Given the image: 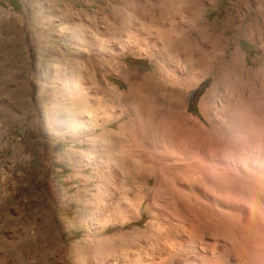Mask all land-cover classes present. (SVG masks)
I'll return each instance as SVG.
<instances>
[{"label":"rangeland","instance_id":"rangeland-1","mask_svg":"<svg viewBox=\"0 0 264 264\" xmlns=\"http://www.w3.org/2000/svg\"><path fill=\"white\" fill-rule=\"evenodd\" d=\"M214 50L225 53L215 72L197 69L180 92L176 78L191 73L199 52L212 57ZM233 51L241 56L235 69ZM261 72L264 0H0V264H113L121 251L130 262L158 263L167 255L157 254V245L181 242L176 231L189 230L196 244L212 236L208 226L220 230L213 264H259L263 225L206 207L201 191L212 188L207 158L264 148ZM181 247L169 252V264H180L188 249Z\"/></svg>","mask_w":264,"mask_h":264},{"label":"bare ground","instance_id":"bare-ground-1","mask_svg":"<svg viewBox=\"0 0 264 264\" xmlns=\"http://www.w3.org/2000/svg\"><path fill=\"white\" fill-rule=\"evenodd\" d=\"M164 1V0H163ZM132 3V2H131ZM127 5H128V3H127ZM133 6H135L134 4H132ZM131 6V5H130ZM132 6V7H133ZM152 6V5H151ZM131 7V8H132ZM124 8V7H123ZM122 8V9H123ZM127 8V7H126ZM136 8V7H135ZM134 8V9H135ZM129 9V8H128ZM118 10V9H117ZM127 10V9H126ZM150 10V9H149ZM178 10V9H177ZM133 11V10H132ZM137 11H139L138 9H137ZM136 11V12H137ZM155 11V10H154ZM180 11V10H179ZM184 11V10H183ZM128 12H130L129 10H128ZM140 12V11H139ZM175 12H176V10L174 11V14H175ZM120 13V12H119ZM138 13V12H137ZM160 13V12H159ZM162 13V12H161ZM164 13V12H163ZM172 13V12H171ZM178 13V12H177ZM180 14H181V12H179ZM179 13H178V15H179ZM156 14V13H155ZM155 14L153 15V16H155ZM158 14V13H157ZM170 13H168L167 15H169ZM116 15V14H115ZM124 15V14H123ZM140 15V14H139ZM141 15H142V13H141ZM162 15V14H161ZM166 14L164 15V16H167ZM143 16V15H142ZM141 16V17H142ZM151 16V15H150ZM159 16V15H158ZM163 15L161 16V18L159 19V18H157V19H159V22L160 21H162L163 19H165L166 17H164ZM172 16V15H171ZM175 15H173V17H174ZM118 17V16H117ZM126 17L128 18V16L126 15ZM130 17V16H129ZM140 17V16H139ZM156 17V16H155ZM160 17V16H159ZM126 18V20H128ZM145 18V17H144ZM163 18V19H162ZM123 19H125V18H123ZM122 19V20H123ZM137 19V18H136ZM139 20H140V18H138ZM150 19H151V17H150ZM162 19V20H161ZM169 19L171 20L172 19V17L170 18L169 17ZM168 19V23H169V25L171 26L172 25V22L170 21ZM132 21V20H131ZM158 21V20H157ZM156 21V22H157ZM171 23H170V22ZM120 22H121V19H120ZM123 22V21H122ZM159 22L157 23V24H159ZM152 23V22H151ZM133 24V23H132ZM135 24V23H134ZM157 24H153L154 26L155 25H157ZM160 24H162V25H165L164 24V21H162V23H160ZM159 24V25H160ZM148 25H150V21H149V24ZM152 25V26H153ZM158 25V26H159ZM173 25H175L174 23H173ZM173 25H172V27H173ZM240 25V24H239ZM134 26V25H133ZM143 26V25H142ZM141 26V28L143 29L145 26H143L142 27ZM151 26V25H150ZM255 26V25H254ZM124 27H125V25H124ZM135 27V26H134ZM164 27H169V26H164ZM175 27V26H174ZM178 27V26H177ZM251 25H249L248 24V31H250V29H251ZM260 27V26H259ZM129 28V27H128ZM156 28V27H155ZM155 28L153 29L152 27H151V29H153V30H155ZM161 28H162V26H161ZM170 28V27H169ZM176 28V27H175ZM254 28V27H253ZM123 29H125V28H123ZM134 29V28H133ZM164 29H166V28H164ZM179 28H177V30L175 29V31H174V33L176 32V31H180V30H178ZM127 30V29H126ZM129 30H131V28L129 29ZM146 30H148L147 28H146ZM152 30V31H153ZM156 30H157V28H156ZM170 30H171V28H170ZM255 30V29H254ZM263 30V29H262ZM132 31V30H131ZM134 31V30H133ZM158 31H160L159 29H158ZM167 31H169V29L168 30H166V32ZM241 31V30H240ZM245 31V30H244ZM251 31H252V29H251ZM257 31V30H256ZM146 32V31H145ZM253 32V31H252ZM261 32V31H260ZM132 33V32H131ZM148 33V32H147ZM134 34H135V32H134ZM134 34H132V36L134 35ZM151 34V33H150ZM169 34H170V32H169ZM244 34H246L245 32H244ZM252 34V33H251ZM140 35V34H139ZM149 35V34H148ZM147 35V36H148ZM161 35V37H163V34H160ZM165 35H167V34H165ZM171 35V34H170ZM169 35V36H170ZM257 35H258V32H257ZM256 35V36H257ZM143 36H144V33H143ZM159 36V35H158ZM168 36V37H169ZM249 36V35H248ZM139 37V36H138ZM133 38H134V36H133ZM140 38V37H139ZM142 39H144L145 37H141ZM249 38H251V37H249ZM259 38V37H258ZM262 38V37H261ZM138 39V38H137ZM141 39V40H142ZM151 39V38H150ZM149 39V40H150ZM161 39V38H160ZM170 39V38H169ZM140 40V41H141ZM167 40V39H166ZM216 40L218 41V44L219 45H221V43L223 42V40L221 39V37H219V38H216ZM143 41V40H142ZM141 41V42H142ZM214 41V40H213ZM169 42H172L171 40L169 41ZM168 42V43H169ZM146 43H147V41H146ZM173 43V42H172ZM172 43H171V45H172ZM176 43H177V41H176ZM148 44V43H147ZM165 44V43H164ZM179 44V43H178ZM174 45V44H173ZM180 45V44H179ZM172 48V47H171ZM173 49H174V47H173ZM222 51V50H221ZM222 54H223V52H222ZM221 53H220V55H218V50H214L213 52H212V57H209V56H205L204 54H202V53H198L196 56H195V58L194 59H192L191 60V62L188 64L189 66H190V69H191V73L190 74H185L186 76H184V77H181L180 76V78L178 79V78H176L177 80H175L176 81V85H180L181 86V88H180V92H182L183 90H185L186 88H187V85H188V80H189V77H193L194 75H195V71L197 70V69H202V68H208L209 69V72L212 74L213 72H215V69H216V67L214 66L215 65V63L221 58V55H222ZM225 54V53H224ZM223 54V55H224ZM113 59V58H112ZM111 60V59H110ZM190 61V60H189ZM241 62V56L239 55V53L237 52V51H233L232 53H231V55H230V59H229V63H230V67H232V68H234L235 66H236V64L237 63H240ZM188 63V62H187ZM229 63H226V64H229ZM262 63V62H261ZM158 64V63H157ZM223 64V63H222ZM263 64V63H262ZM218 65V64H217ZM216 65V66H217ZM223 65H225V64H223ZM222 65V66H223ZM249 65V64H248ZM221 66V67H222ZM188 67V66H187ZM220 67V68H221ZM183 68V67H182ZM186 68V67H185ZM248 68V67H247ZM180 70H181V68H179ZM218 69V68H217ZM235 69V68H234ZM250 69V68H249ZM178 70V69H177ZM184 70V69H183ZM179 71V70H178ZM234 71V70H233ZM237 71V70H236ZM176 72V71H175ZM249 72V71H248ZM260 72V71H259ZM174 73V72H173ZM180 73H182V72H180ZM184 73V72H183ZM229 73V72H228ZM233 73V72H232ZM255 73V72H254ZM262 74H264L263 72H261ZM176 74V73H175ZM179 74V73H178ZM234 74H237V72L236 73H234ZM239 74H240V72H239ZM245 74V73H244ZM257 74V73H256ZM262 74H260V75H262ZM169 75H170V73H169ZM169 75H168V78H170L169 77ZM190 75V76H189ZM167 76V75H166ZM174 76V75H173ZM152 77V76H151ZM162 77V76H161ZM161 77L159 78V81H160V83H161ZM177 77H179V76H177ZM226 77V76H225ZM232 77V76H231ZM239 77V76H238ZM242 77V76H241ZM240 77V78H241ZM261 77V76H260ZM264 77V76H263ZM262 77V78H263ZM175 78V77H174ZM246 78V77H245ZM244 78V79H245ZM259 78V77H258ZM151 79V78H150ZM153 79V78H152ZM170 79H172V78H170ZM220 79V78H219ZM223 79H224V77H223ZM229 79V78H228ZM256 79H257V77H256ZM158 80V79H157ZM166 80H167V78H166ZM216 80V79H215ZM230 80V79H229ZM238 80V79H237ZM243 80V79H242ZM158 81V82H159ZM163 81V80H162ZM190 81V80H189ZM220 81V80H219ZM224 81V80H223ZM239 81H240V79H239ZM245 81V80H244ZM168 82V81H167ZM174 82V81H173ZM173 82H172V84H173ZM228 82V81H227ZM237 82V81H236ZM241 82H243V81H241ZM255 82V81H254ZM153 83V82H152ZM151 83V84H152ZM160 83H157V84H160ZM170 83V82H169ZM175 83V82H174ZM218 83V82H217ZM233 83H234V81H233ZM154 84H156V82H154ZM162 84V83H161ZM150 85V84H149ZM149 85H148V87H149ZM225 85L226 84H224V87H225ZM231 85V84H230ZM233 85V84H232ZM156 87H155V90H156V88H157V85H155ZM229 86V85H228ZM162 87H165V86H162ZM174 87V86H173ZM177 87V86H176ZM230 87V86H229ZM143 88V87H142ZM147 88V87H146ZM234 88V87H233ZM237 88V87H236ZM253 88V87H252ZM149 89V88H148ZM225 89V88H224ZM223 89V90H224ZM235 89V88H234ZM142 90V89H141ZM150 90V89H149ZM159 90H161V89H159ZM165 90H166V88H165ZM170 90H172V89H170ZM214 90V89H213ZM233 90V89H232ZM244 90V89H243ZM151 91V90H150ZM217 91H218V89H217ZM225 91V90H224ZM223 91V92H224ZM229 91V90H228ZM236 91V90H235ZM234 91V92H235ZM158 92V91H157ZM166 92V91H165ZM175 92H177V91H175ZM174 92V93H175ZM211 92H213L212 91V89H210L209 90V92H208V94L203 98V101L204 100H206L207 98H208V96L211 94ZM234 92H233V94H234ZM237 92H238V90H237ZM168 93H169V91H168ZM173 93V94H174ZM214 93V92H213ZM212 93V95H214ZM218 93V92H217ZM232 93V92H231ZM239 93V92H238ZM179 94V93H178ZM230 94V93H229ZM236 94V93H235ZM171 95V94H170ZM176 95V94H175ZM175 95H174V97H175ZM178 96V95H177ZM211 96V95H210ZM221 96V95H220ZM172 97H173V95H172ZM179 97H180V95H179ZM213 97V96H212ZM222 97H223V95H222ZM178 98V97H177ZM218 98H219V96H218ZM224 98V97H223ZM229 98H230V95H229ZM232 99H233V97H231ZM175 99V98H174ZM221 99V98H220ZM219 99V100H220ZM224 100V99H223ZM175 101V100H174ZM215 101V100H214ZM217 101V100H216ZM145 102V101H144ZM173 102V101H172ZM211 102V101H210ZM225 102V101H224ZM227 102V101H226ZM147 103V102H146ZM218 103V102H217ZM217 103H215V104H217ZM220 103V102H219ZM223 103V102H222ZM234 103V102H233ZM260 103V102H259ZM206 104V103H205ZM212 104H214V103H212ZM224 104H227V103H224ZM145 105V104H144ZM221 106V105H220ZM211 107V106H210ZM153 108V107H152ZM152 108H150V110L152 109ZM259 108V107H258ZM147 110H149V109H147ZM209 110V109H208ZM262 110V109H261ZM205 111V110H204ZM211 111V110H210ZM221 111V110H220ZM142 112V111H141ZM208 112V111H207ZM213 112H214V110H213ZM145 113V112H144ZM147 113V112H146ZM145 113V114H146ZM185 113H187V112H185ZM252 113H254V112H252ZM137 114V113H136ZM264 114V113H263ZM208 115V114H207ZM212 115H213V113H212ZM211 115V116H212ZM218 115V114H217ZM216 115V116H217ZM251 115V114H250ZM146 116V115H145ZM214 116H215V114H214ZM213 116V117H214ZM184 117H186V116H184ZM209 117H210V115H209ZM221 117V116H220ZM219 117V118H220ZM262 117V116H261ZM139 118V117H138ZM187 118V117H186ZM186 118H184V119H186ZM189 118V117H188ZM193 118V117H192ZM217 118H218V116H217ZM216 118V119H217ZM251 118V117H250ZM144 119H146V118H144ZM209 119V118H208ZM228 119V118H227ZM245 119V118H244ZM243 119V120H244ZM263 119V118H262ZM261 119V120H262ZM141 120V119H140ZM148 120V119H147ZM147 120H146V122H147ZM196 120V119H195ZM198 120V119H197ZM220 120V119H219ZM224 120V119H223ZM222 120V121H223ZM246 120H249L248 118H246ZM245 120V121H246ZM260 120V121H261ZM143 121H145V120H143ZM183 121V120H182ZM186 121V120H185ZM194 121V120H193ZM199 121V120H198ZM217 121H218V119H217ZM216 121V122H217ZM251 121V120H250ZM249 121V124L251 123ZM138 122V121H137ZM184 122V121H183ZM201 122V121H200ZM214 122H215V120H214ZM248 122V121H247ZM256 122V121H255ZM148 123V122H147ZM197 123H199V122H197ZM197 123H195V124H197ZM228 123V122H227ZM142 124H143V122H142ZM165 124V123H164ZM220 124V123H219ZM218 124V125H219ZM237 124V123H236ZM241 124V123H240ZM256 124V123H255ZM258 124V123H257ZM260 124V123H259ZM137 125V127H138V124H136ZM140 125V124H139ZM205 125V124H204ZM203 125V126H204ZM223 125V124H222ZM226 125V124H225ZM224 125V126H225ZM142 126V125H141ZM148 126V125H147ZM195 126V125H194ZM206 126V125H205ZM210 126V125H209ZM209 126H207L208 128H210ZM236 127L238 126V125H235ZM234 126V127H235ZM241 126H242V124H241ZM259 126H263L262 124H260ZM144 127V126H143ZM187 127V126H186ZM190 127V126H189ZM206 127V128H207ZM240 127V126H239ZM264 127V126H263ZM192 128V127H191ZM241 128H243V126L241 127ZM245 128V127H244ZM248 128V127H247ZM251 128H253V127H251ZM260 128V127H259ZM258 128V129H259ZM147 129V128H146ZM164 129H166V127L164 128ZM168 129V128H167ZM205 129V128H204ZM211 129V128H210ZM219 127H218V130L217 131H219ZM225 129H226V127H225ZM234 129H236V128H234ZM246 129V128H245ZM255 129V128H254ZM261 129V128H260ZM259 129V131H262V129L260 130ZM140 130H142L143 131V129H141L140 128ZM212 130L214 131V129L212 128ZM221 130V129H220ZM228 130V129H227ZM164 131V130H163ZM201 131V130H200ZM223 131V130H222ZM229 131H231V130H229ZM235 131V130H234ZM242 131V130H241ZM240 131V132H241ZM247 131V130H246ZM257 131V130H256ZM259 131H257L258 133H259ZM166 132V131H165ZM190 132V131H189ZM202 132V131H201ZM235 132H237V131H235ZM234 132V133H235ZM253 132H255V130H253ZM257 132H255V133H257ZM158 133V132H157ZM220 133V132H219ZM223 133H224V131H223ZM233 133V132H232ZM238 133V132H237ZM243 133H244V131H243ZM243 133H242V136H241V134L239 135V136H241V137H239V138H241L242 139V137L243 136H245V135H243ZM246 134H247V132H245ZM248 133H250V131H248ZM261 133V132H260ZM264 133V132H263ZM262 133V134H263ZM170 134V133H169ZM252 134V133H251ZM250 134V135H251ZM173 135H174V133H173ZM190 135V134H189ZM214 135V134H213ZM216 135V134H215ZM230 135V134H229ZM249 135V134H248ZM253 135H254V133H253ZM160 136H161V134H160ZM163 136V135H162ZM201 136H202V134H201ZM221 136H222V134H221ZM225 136V135H224ZM227 136V135H226ZM236 137L238 136L237 134L235 135ZM235 136H234V138H235ZM255 136H256V134H255ZM156 137V136H155ZM166 137H168V138H170L169 136H166ZM189 137V136H188ZM230 137H231V135H230ZM230 137H228V138H230ZM246 137V136H245ZM251 137V136H250ZM257 137V136H256ZM258 137H259V135H258ZM262 137V136H261ZM158 138V137H157ZM161 138V137H160ZM163 138V137H162ZM175 138V137H174ZM185 138V137H184ZM215 138V137H214ZM220 138V137H219ZM226 138V137H225ZM254 138V137H253ZM145 139V138H144ZM150 139V138H149ZM191 139V138H190ZM255 139V138H254ZM261 140H262V138H260ZM263 139H264V135H263ZM155 140V139H154ZM159 140V139H158ZM175 140H176V138H175ZM237 140V139H236ZM245 140V139H244ZM261 140H260V142H261ZM171 141V140H170ZM232 141V140H231ZM239 141V140H238ZM251 141V140H250ZM254 141V140H253ZM259 141V140H258ZM145 142V141H144ZM155 142H157V140H155ZM190 142V141H189ZM221 142V141H220ZM236 142V141H235ZM252 142V141H251ZM161 143V142H160ZM185 143H187V142H185ZM218 143V142H217ZM238 143V142H237ZM240 143V142H239ZM241 143H242V141H241ZM244 143V142H243ZM245 143H246V141H245ZM244 143V144H245ZM248 143V142H247ZM246 143V144H247ZM256 143V142H255ZM264 142H262V143H258L259 145L260 144H263ZM147 144H149L148 142H147ZM182 143H180V145H181ZM216 144V143H215ZM215 144H214V146H215ZM229 144V143H228ZM228 144H227V146H228ZM249 144V143H248ZM159 145H162V144H159ZM197 145V144H196ZM218 145V144H217ZM232 145H234V143L232 142ZM253 145V144H252ZM252 145H251V147H252ZM163 146V145H162ZM162 146H159V148L160 147H162ZM207 146V145H206ZM242 146V145H241ZM254 146V145H253ZM257 146V145H256ZM166 147H168V146H166ZM183 146L181 145V148H182ZM202 147V146H201ZM211 147V146H210ZM225 147V146H224ZM237 147V146H236ZM240 147V146H239ZM247 147V146H246ZM250 146H249V148H251ZM263 147H264V145H263ZM164 149H165V147H163ZM162 148V149H163ZM173 148V147H172ZM188 148V147H187ZM195 148V147H194ZM197 148V147H196ZM203 148V147H202ZM220 148H222V147H220ZM242 148V147H241ZM243 148L245 149V147L243 146ZM257 149H256V153L253 155V154H250V152L249 153H243V152H241V151H239V150H236V151H233V149H232V151L233 152H231V153H229L228 154V156L226 157V158H222V157H220V156H222V155H220V156H218V157H212V158H207V165L205 166L207 169H208V172H210L209 174H211V176L210 177H208V179L209 180H207V181H210L211 180V187L212 188H210V190H203V191H201V189H200V191L202 192V196H203V201L202 202H205V205H206V207L208 206V207H210V208H212V210H214V211H216V212H219V213H226V212H233L234 214L235 213H239L240 214V216H241V214L242 215H245V216H247L248 217V219H251V221H252V219H256L257 221H258V224L260 223L261 225H263V227H264V148H260V147H256ZM170 149V148H169ZM169 149H167V150H164V151H168ZM174 149V148H173ZM184 149V148H183ZM204 149H205V147H204ZM203 149V150H204ZM207 149V148H206ZM216 149V148H215ZM225 149V148H224ZM255 149V148H254ZM155 151H156V149H154ZM185 150V149H184ZM183 150V151H184ZM191 150V149H190ZM207 150H209V149H207ZM219 150V149H218ZM242 150V149H241ZM251 150V149H250ZM159 150L157 149V152H158ZM160 151H162V153L164 152L163 150H161L160 149ZM171 151V150H170ZM176 151H177V149H176ZM214 151V150H213ZM245 151H247V148H246V150ZM151 152V151H150ZM150 152H148V153H150ZM173 152H175V151H173ZM197 152V151H196ZM200 152V151H199ZM206 152V151H205ZM215 152V151H214ZM217 152V151H216ZM225 152V151H224ZM227 152V151H226ZM152 153V152H151ZM161 153V154H162ZM165 153V152H164ZM185 153V152H184ZM188 153V152H187ZM202 153V152H201ZM157 154V153H156ZM166 154V153H165ZM175 154H178V153H176L175 152ZM182 154H183V152H182ZM186 154V153H185ZM189 154V153H188ZM191 154V153H190ZM192 154H193V152H192ZM191 154V155H192ZM195 154V153H194ZM206 154V153H205ZM214 154V153H213ZM218 154H221V152L220 153H218ZM164 155V154H163ZM174 155V154H173ZM196 155H198V158H200L199 157V154H196ZM202 155V154H201ZM203 155H204V153H203ZM210 155V154H209ZM223 155H225V153L223 154ZM152 156V155H151ZM158 155H156L155 157H157ZM161 156V155H160ZM175 156V155H174ZM181 157V155L179 154L177 157ZM187 156V155H186ZM193 156V155H192ZM191 156V157H192ZM215 156V155H214ZM203 157V156H202ZM152 158V157H151ZM159 158V157H158ZM184 158H186V157H184ZM195 158H196V156H195ZM144 159H146V158H144ZM155 159V158H154ZM157 159V158H156ZM193 159H194V156H193ZM197 159V158H196ZM195 159V160H196ZM147 160V159H146ZM188 160H189V157H188ZM192 159H190V161H191ZM149 161H151V160H149ZM161 161V160H160ZM148 162V161H147ZM154 162V161H153ZM152 162V163H153ZM173 162H175V161H173ZM188 162V161H187ZM186 162V163H187ZM149 163V162H148ZM155 163V162H154ZM157 163V162H156ZM185 163V164H186ZM192 163V162H191ZM201 163V162H200ZM147 164V163H146ZM194 164V163H193ZM202 164V163H201ZM204 164V163H203ZM148 165V164H147ZM163 165V164H162ZM188 165V164H187ZM191 165V164H190ZM173 166V165H172ZM196 168H198L197 167V163H196V165H194ZM204 165H202V167H203ZM150 167H155V166H150ZM164 167V166H163ZM187 167V166H186ZM190 167V166H189ZM192 167V166H191ZM175 168V167H174ZM178 168V167H177ZM198 169H203V168H198ZM205 169V168H204ZM154 170V169H153ZM162 170V169H161ZM178 170H180L181 171V169H178ZM185 170V169H184ZM193 169H191V171H192ZM152 171V170H151ZM157 171V170H156ZM196 171H198V170H196ZM195 171V172H196ZM218 172H221L222 174H224V175H239L240 176V180L239 181H237V180H235V182L234 181H232L231 179H229V180H220V179H218L217 178V175H218ZM154 173V172H153ZM162 174H163V171L161 172ZM172 173V172H171ZM180 173V172H179ZM206 173V172H205ZM170 174V173H169ZM175 174V173H174ZM165 175H167V174H165ZM213 175V176H212ZM154 176V175H153ZM158 176V175H157ZM162 176V175H161ZM176 176V175H175ZM179 176H181V174L179 175ZM196 176V175H195ZM194 176V177H195ZM200 176V175H199ZM208 176V175H207ZM163 177H164V175H163ZM193 177V176H192ZM218 177H219V175H218ZM175 178V177H174ZM195 178H197V177H195ZM194 178V179H195ZM204 178V177H203ZM228 178V177H227ZM230 178V177H229ZM165 180H166V178H164ZM206 179V178H205ZM177 180V179H176ZM179 180V179H178ZM180 180H182V178L180 179ZM155 181H156V179H155ZM160 181V180H159ZM198 181H200V180H198ZM202 181H204V180H202ZM237 181V182H236ZM166 182V181H165ZM192 182V181H191ZM150 183V182H149ZM162 183V182H161ZM169 183V182H168ZM193 183V182H192ZM197 183V182H196ZM201 183V182H200ZM203 184L205 183V181L204 182H202ZM208 183V182H207ZM157 184H158V181H157ZM206 184V183H205ZM208 185V184H207ZM255 186V188L253 187V186ZM142 186V185H141ZM156 186V185H155ZM161 186V185H160ZM165 186H166V184H165ZM172 186V185H171ZM199 187H202V186H199ZM207 187V186H206ZM144 188V187H143ZM155 188V187H154ZM193 188V187H192ZM196 188V187H195ZM204 188V187H203ZM136 189V188H135ZM152 189V188H151ZM178 189V188H177ZM161 190H162V188H161ZM165 190H166V188H165ZM197 190V189H196ZM199 190V189H198ZM150 191H152V190H150ZM157 191V190H156ZM190 191V190H189ZM158 192V191H157ZM184 193H185V191H184ZM186 194H188V193H186ZM194 194V193H193ZM192 195V194H191ZM168 197V196H167ZM196 197H198V196H196ZM166 199V198H165ZM172 199V198H171ZM183 199V198H182ZM185 199V198H184ZM191 199V198H190ZM143 200H146L145 199V197H141L140 198V200H139V203L141 202V201H143ZM193 200H194V198H193ZM149 201V200H148ZM180 201V200H179ZM251 201V203L253 202V204H254V202H255V204L257 205V207L256 208H253V206H251V205H249L248 204V202H250ZM181 202H182V200H181ZM197 202V201H196ZM199 202V201H198ZM155 203V202H154ZM201 203V202H200ZM180 204V203H179ZM203 204V203H202ZM183 205V204H182ZM195 206V205H194ZM198 206V205H197ZM204 206V205H203ZM198 208V207H197ZM202 208V207H201ZM200 208V209H201ZM177 209V208H176ZM187 210V209H186ZM194 210H196L195 208H194ZM199 210V209H198ZM204 210H205V208H204ZM211 210V209H210ZM172 212V211H171ZM192 212V211H191ZM210 212V211H209ZM189 213V212H188ZM175 214V213H174ZM182 214H183V212H182ZM186 214V213H185ZM212 214V213H211ZM192 215V214H191ZM202 215H204V214H202ZM213 215V214H212ZM216 215V214H215ZM228 215H229V213H228ZM238 215V214H237ZM186 216H187V214H186ZM205 217H206V215H204ZM218 216V215H217ZM236 216V215H235ZM204 217V218H205ZM196 218H198V217H196ZM201 218V217H200ZM210 218V217H209ZM214 219H215V217H213ZM222 218H223V216H222ZM235 218V217H234ZM239 218V217H238ZM192 219V218H191ZM203 219V218H202ZM218 219V218H217ZM241 219V218H240ZM174 220V219H173ZM189 220V219H188ZM208 220V219H207ZM216 220V219H215ZM234 220H236V219H234ZM233 220V221H234ZM175 221V220H174ZM185 221V220H184ZM203 221V220H202ZM206 221V220H205ZM205 221H203V222H205ZM210 221V220H209ZM208 221V222H209ZM223 221V220H222ZM240 221V220H239ZM238 221V222H239ZM241 221H243V220H241ZM255 221V220H254ZM192 222V221H191ZM197 222V221H196ZM236 222H237V220H236ZM178 223V222H177ZM194 223V222H193ZM201 223V222H200ZM199 223V224H200ZM211 223H214V222H211ZM219 223V222H218ZM233 223V222H232ZM246 223V222H245ZM244 222H243V224H245ZM184 224V223H183ZM186 224V223H185ZM195 224V223H194ZM204 224V223H203ZM239 224V223H238ZM191 225H192V223H191ZM196 225V224H195ZM214 225V224H213ZM217 225V224H216ZM240 225H242V223L240 222ZM255 225V224H254ZM182 226V225H181ZM199 226V225H198ZM228 226V225H227ZM227 226H226V228H227ZM245 226V225H244ZM257 226V225H256ZM258 226H260V225H258ZM196 227V226H195ZM222 227V226H221ZM231 227V226H230ZM248 227V226H247ZM257 228V227H256ZM260 228H262V226L260 227ZM204 229V228H203ZM208 229H210L212 232H213V234H212V236H204V238H202L201 239V237H200V241H198L196 244L195 243H193V240H192V238H193V236H192V233H190V230H189V233L188 232H185V231H176V237H178V239H180L181 240V242H176V244H172V246H169V245H162V246H160V245H157L156 246V249H155V251H157V254H159V255H167V257H163V258H159V262L158 263H153V262H151V263H149V262H141V260H138V261H134V262H130L129 261V259H128V257H127V254L125 253V252H123V251H121V253L119 254V256H118V258L116 259L115 258V260L113 261V264H169L170 262H171V260H172V257H170V253L169 252H171V251H175V249L176 250H178V248H179V246H180V248H182L181 246H182V244H184V245H186L187 246V252L182 256V258L180 259V261L178 260V262H180V264H213L212 262H211V260H210V255L212 254V252H211V245L212 244H215V243H217V242H219L220 243V241H219V239H216V237L214 236V234H216L217 235V231L219 230L218 228H217V226L216 227H212V226H208ZM234 229V228H233ZM240 229V228H239ZM236 230H238V229H236ZM245 230V229H244ZM262 230H263V228H262ZM220 231V230H219ZM224 231H225V229H224ZM229 231V230H228ZM247 231V230H246ZM235 232V231H234ZM238 232H239V230H238ZM199 233V232H198ZM206 233V232H205ZM240 233V232H239ZM260 233V232H259ZM207 234V233H206ZM219 234H221L220 232H219ZM236 234V233H235ZM248 234H249V232H248ZM252 234V233H251ZM210 235V234H209ZM226 235V234H225ZM237 235V234H236ZM235 235V236H236ZM239 235V234H238ZM203 236V235H202ZM222 236V235H221ZM227 236H228V234H227ZM241 236V235H240ZM249 236V235H248ZM255 235H253V237H254ZM251 237V236H250ZM261 237H264V236H261ZM219 238V237H218ZM235 238V237H234ZM234 238H232V239H234ZM246 238H248V237H246ZM255 238H257V237H255ZM130 239V238H129ZM236 239V238H235ZM254 239V238H253ZM245 240V239H244ZM243 240V241H244ZM256 240H258V239H256ZM232 241V240H231ZM231 241H228V239H227V241H225L224 242V246H225V248H232V246H233V241H232V243H231ZM235 241V240H234ZM259 241H261V240H258V242ZM238 242V241H237ZM258 242H256V243H258ZM240 243V242H239ZM244 243V242H243ZM242 243V244H243ZM255 243V242H254ZM253 243V244H254ZM251 243H249V245H250ZM219 245V244H218ZM244 245V244H243ZM248 245V244H247ZM239 247V246H238ZM241 247V246H240ZM243 247V246H242ZM241 247V248H242ZM179 248V249H180ZM197 249L196 250V252L195 251H193V249ZM253 248V247H252ZM254 248H255V245H254ZM217 249V248H216ZM234 249V248H233ZM247 249V248H246ZM245 250V249H244ZM215 251H217V250H215ZM151 252V251H150ZM177 253H179V252H177ZM252 253V252H251ZM253 253H255V252H253ZM174 254V253H173ZM233 254V253H232ZM236 254V253H235ZM241 254V253H240ZM243 254H244V252H243ZM242 254V255H243ZM238 255V254H237ZM172 256V255H171ZM240 256V255H239ZM256 259L258 260V262H259V264H264V245L262 246H260V247H256ZM79 258V257H78ZM240 258V257H239ZM247 258V257H246ZM250 258V257H249ZM179 259V258H178ZM241 259V258H240ZM251 259V258H250ZM153 260V259H152ZM252 260V259H251ZM251 263H252V261H251Z\"/></svg>","mask_w":264,"mask_h":264},{"label":"crops","instance_id":"crops-1","mask_svg":"<svg viewBox=\"0 0 264 264\" xmlns=\"http://www.w3.org/2000/svg\"><path fill=\"white\" fill-rule=\"evenodd\" d=\"M40 261L38 262V264H45V262H44V258H42V261H41V259H39ZM19 261V260H18ZM13 264H16L15 262H13ZM33 264H35V263H33Z\"/></svg>","mask_w":264,"mask_h":264}]
</instances>
